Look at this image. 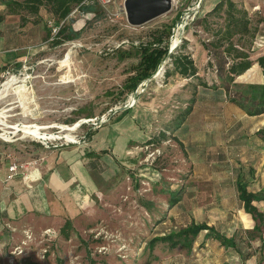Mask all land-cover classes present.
Segmentation results:
<instances>
[{
	"label": "rangeland",
	"instance_id": "374dc122",
	"mask_svg": "<svg viewBox=\"0 0 264 264\" xmlns=\"http://www.w3.org/2000/svg\"><path fill=\"white\" fill-rule=\"evenodd\" d=\"M191 2L176 0L169 13L131 27L123 15L124 0H113L105 7L95 0V14L74 9L68 16L79 37L58 45L45 37L47 29L56 33L54 19L46 10L40 12L42 23L24 27L16 26V15L6 16L0 25V112L6 115L0 124V170L17 162L27 165V174L36 162L42 168L49 158L72 161L76 157L87 163L92 181L79 186L85 197L72 203L63 221L54 223L52 214H35L47 224L31 219L21 221L24 226L19 228L16 224L0 228V235L6 237L5 243L0 242V264L28 258L44 264H85L87 252L108 264H189L193 259L200 260L196 264H264V242L258 233L252 238L247 234L254 221L240 208L233 181L236 174L252 170L248 163L254 161L255 182L248 189L264 185V134L262 138L259 134L264 130V116L249 118L233 105L223 104L225 99L218 92L198 87L191 115L171 131L173 119L189 105L193 88L177 75L165 79V69L171 67L168 58L134 92L123 91L139 61L133 47L145 42L151 31L174 23ZM217 2L202 0L196 17ZM261 2L258 10H253L255 3L250 0L246 5L255 19L264 21ZM0 13L8 15L7 8L0 6ZM115 13L119 18L112 21L108 15ZM260 29L253 42L254 61L264 58V23ZM171 34L177 43L172 50L170 36L168 52L175 54L189 39L184 41L186 50L193 53L202 79L211 84L214 77L204 71L207 57L200 44L209 35L187 28L177 32L175 26ZM11 77L16 82L6 86ZM237 82L263 84L264 65L255 63ZM22 125L45 127L42 132L53 139L12 129ZM75 125L72 131L63 130ZM163 132L165 138L160 136ZM218 147L227 151L223 171L228 179L219 173L210 176L218 170ZM174 192L182 194V199L169 208L168 194ZM68 218L73 230L66 241L60 227ZM191 222L206 223L236 238L238 249L218 245V255L204 260L198 241L191 253L183 248L167 250L164 244L148 247L151 239L172 235Z\"/></svg>",
	"mask_w": 264,
	"mask_h": 264
},
{
	"label": "trees",
	"instance_id": "16d2710c",
	"mask_svg": "<svg viewBox=\"0 0 264 264\" xmlns=\"http://www.w3.org/2000/svg\"><path fill=\"white\" fill-rule=\"evenodd\" d=\"M0 5L3 8H7L8 14L0 13V25L3 24L6 16L10 14L18 17L19 21L16 26L24 27L30 24H40L42 23L41 9L46 10L54 19L53 24L56 33L53 35L52 29H47L45 37L52 38L51 42L53 45L73 41L79 37L78 33L73 32L71 23L68 22V16L74 9H77L82 14H95L97 6L95 0H0ZM180 15L181 13L177 14V20L174 23L164 25L161 30L151 31L145 42L133 47L139 61L135 67L134 75L123 86V91L126 93L134 92L141 82L151 79L161 64L168 58L171 67H166L164 72L165 79L167 80L177 75L182 79L188 80L193 88L189 105L173 119L171 131L180 128L191 115L193 105L196 102L198 87L218 92V97L222 95L227 103L240 109L248 117L264 115V83L237 82V79L248 72L255 63L260 64L262 67L264 65L263 57H260L257 61L253 60V55L257 54L253 47V42L257 36H260V28L264 23L263 19H255V15L250 14L244 7L242 0H218L210 11L196 17L186 27L189 31L192 29V32L209 35L210 37L200 43L207 57L204 71L207 70L214 77L212 83L209 84L202 79L203 75L200 74V70L195 64L193 53L186 50L187 44L185 42H191L189 39H184L186 41L182 42L175 54H169L168 52L171 30L179 21ZM11 26L10 28H14L15 25ZM1 37L2 31L0 29ZM165 134L164 132L160 133V136L165 138ZM259 134H264V130L262 129ZM262 137L263 135H261ZM175 141L181 146L177 138ZM88 170H90L89 167ZM252 170L249 168L244 174H238L236 190L242 203V209L254 221V227L252 230L247 231V234L252 238L253 236L251 235L253 233H258L259 237L261 236L260 240L264 242L262 239L264 212L256 205L264 201V192L253 193L248 190L249 181L247 177L253 175ZM168 195L169 208L177 205L182 199V194L179 192L169 193ZM244 222L246 225L250 224L246 217H244ZM71 224V221L67 219L60 227V234L66 241L70 239V231L73 230ZM207 239L218 243L220 247L226 250L228 248L238 249L236 238L228 237L206 223L195 222L173 231L172 235L155 237L147 245L150 250L154 249L157 244H164L167 246V250L183 248L186 253H191L193 244L200 241L202 245L203 241ZM83 242L87 243L85 240ZM86 254L85 264H108L106 261H98L92 256L91 252ZM16 264L44 263L28 258V260L22 259ZM45 264L50 263L48 261Z\"/></svg>",
	"mask_w": 264,
	"mask_h": 264
},
{
	"label": "crops",
	"instance_id": "0c3cea01",
	"mask_svg": "<svg viewBox=\"0 0 264 264\" xmlns=\"http://www.w3.org/2000/svg\"><path fill=\"white\" fill-rule=\"evenodd\" d=\"M247 1L248 0H242L244 7L246 9H247V5H246ZM250 1L255 3L254 6H259L262 3L261 2L262 0H250ZM223 104H228V103L224 100ZM235 109L241 111L236 107ZM244 115L247 116L245 113ZM263 116L264 115L258 117H249V118L257 119ZM262 145L264 146V143ZM226 152L227 151L224 149V147H218V149H216V154L218 155V158L215 167L218 168V170L214 171L213 173L211 172L210 176L215 177L218 176L219 173L220 178L221 177L227 178V176L224 175L226 174L225 171H223L226 168L225 162L223 160L225 158L224 154H226ZM37 163L38 162H36L35 165H38ZM248 164L252 169L255 167L254 161ZM8 165L9 163L7 165H4V169L2 167V169L0 170V218H1L0 228L1 229H4V227L6 226L10 227V225L12 224L13 226L14 224L18 225L17 226L18 228L20 226H24V224L21 223V221H26V220L29 221L31 219L41 220V218H39L35 214H41L43 216L52 214V216L55 217L54 223H56L59 220L63 221V219L67 218L68 214H70L68 211L72 203L76 202L79 199V197H85V194H82V190L79 188V186L82 184L83 186L82 185L81 186L84 188L88 186L89 183L92 181V179L90 178V171L88 170V166H86L87 163L78 160L76 157H74L72 161H68L66 159H59L58 157L56 158L54 157L52 159L49 158L47 167L41 168L39 167V165L38 166L32 165L33 167H30V170L33 171L32 173L30 172H29L30 174L19 173L16 177H14L11 180H6V176L8 173L7 172ZM237 176L238 174L235 175L234 178L235 180H233V178L231 177V180L235 181V185H236ZM202 177L204 176L200 175V178L205 180L207 175L204 178ZM247 178H248L247 180L249 181L248 182V187H249L250 184L253 185V182H255V174L253 173L252 176ZM29 183L31 185H28V187H26V185ZM221 185L222 184L218 183L220 190L222 187ZM258 186L255 189H251V192L256 193L259 192L261 188H264L263 184H260ZM239 204H240L239 205L240 208L242 209V203L240 202V200H239ZM256 205L259 207V209L262 208L261 202L257 203ZM261 211H263V209ZM59 212H62V215H59L58 214ZM3 237L4 235H0L1 243L2 242L5 243L6 241V237H4L5 239H2ZM199 244L201 245L200 241ZM202 246H204V249H202L203 248ZM208 247L214 249V252H211L210 248ZM199 250H201L204 260L209 258L214 259V253L218 255V243L212 240L208 241V239L204 240L203 244L201 245V249ZM191 257L193 256L191 255ZM196 260L200 261L199 259ZM196 260L193 259V262L189 261V264H196V262H198Z\"/></svg>",
	"mask_w": 264,
	"mask_h": 264
},
{
	"label": "water",
	"instance_id": "95a60500",
	"mask_svg": "<svg viewBox=\"0 0 264 264\" xmlns=\"http://www.w3.org/2000/svg\"><path fill=\"white\" fill-rule=\"evenodd\" d=\"M123 9L127 23L131 27H140L169 13L172 10V0H124ZM171 49L174 50L173 47Z\"/></svg>",
	"mask_w": 264,
	"mask_h": 264
},
{
	"label": "built area",
	"instance_id": "2783aa9c",
	"mask_svg": "<svg viewBox=\"0 0 264 264\" xmlns=\"http://www.w3.org/2000/svg\"><path fill=\"white\" fill-rule=\"evenodd\" d=\"M96 1L99 4H101L103 7H105L109 5L110 3H112L113 0H96ZM175 1L176 0H172V5L173 3H175ZM201 4H202V0H192L191 5L187 6L186 9H184V11L181 13L179 17V21L175 25L177 32L183 31V29H185L187 26L190 25V23L196 18L197 14L200 12ZM258 9H259V6H255L253 8V10H258ZM122 11H123V15H125L124 9ZM108 17H110V19L113 21L119 18V14L118 13L111 14V15H108ZM173 38L174 36H171V39ZM174 48H176V46ZM27 170L28 168L26 164L11 162L9 163L8 168H7L8 173L6 176V180L13 179L19 173L24 174V172ZM29 172L32 173L33 171L31 170ZM25 236L27 239L31 238L28 231H25Z\"/></svg>",
	"mask_w": 264,
	"mask_h": 264
},
{
	"label": "bare ground",
	"instance_id": "6f19581e",
	"mask_svg": "<svg viewBox=\"0 0 264 264\" xmlns=\"http://www.w3.org/2000/svg\"><path fill=\"white\" fill-rule=\"evenodd\" d=\"M177 43V39H173L172 42H171V47H175ZM161 74V73H160ZM159 74V75H160ZM19 76V75H18ZM13 77V76H12ZM10 78V80L5 84L6 86H10L12 85L15 81V78ZM159 77V76H158ZM24 78V77H23ZM26 79V78H25ZM21 81V80H20ZM5 83V82H4ZM18 83V81H17ZM17 87V86H16ZM5 88V86H4ZM8 88V87H7ZM18 88V87H17ZM19 89V88H18ZM5 90V89H4ZM25 92V91H24ZM6 93V92H5ZM36 107V106H35ZM6 118V115H5V111L3 112H0V124H4V119ZM3 126V125H2ZM78 125H75L73 128H69V127H65L63 128V130L65 131H72L73 129L77 128ZM6 128V127H5ZM12 129H15L16 131L18 132H23L25 134H28L30 136H33L34 138H38V139H44V140H49V139H53L52 136H48L46 133H43L42 130L45 129V127H40L38 125H22L21 127H17V126H14V128ZM62 129V128H61ZM62 130V131H63ZM5 133V132H4ZM58 138V137H57ZM66 139H68L69 141V136L66 135L65 137Z\"/></svg>",
	"mask_w": 264,
	"mask_h": 264
}]
</instances>
